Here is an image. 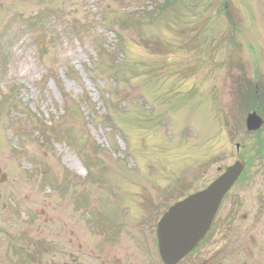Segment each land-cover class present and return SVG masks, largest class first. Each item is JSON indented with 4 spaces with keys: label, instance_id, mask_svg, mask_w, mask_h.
<instances>
[{
    "label": "rangeland",
    "instance_id": "obj_1",
    "mask_svg": "<svg viewBox=\"0 0 264 264\" xmlns=\"http://www.w3.org/2000/svg\"><path fill=\"white\" fill-rule=\"evenodd\" d=\"M36 14L51 24L38 40L25 22ZM257 78L264 91V0H0V264L18 260L19 231L38 257V238L70 229L103 264L140 262L126 234L112 248L89 221L132 232L153 215L147 191L171 176L198 190L240 159L189 260L264 264V129L248 132L241 109Z\"/></svg>",
    "mask_w": 264,
    "mask_h": 264
},
{
    "label": "water",
    "instance_id": "obj_2",
    "mask_svg": "<svg viewBox=\"0 0 264 264\" xmlns=\"http://www.w3.org/2000/svg\"><path fill=\"white\" fill-rule=\"evenodd\" d=\"M253 122H258L255 114L249 115L247 120L250 127H255ZM240 165L237 163L229 168L227 173L209 189L176 205L166 214L159 226L160 250L164 258H170L171 262H174L198 242L211 220L221 195L233 181Z\"/></svg>",
    "mask_w": 264,
    "mask_h": 264
},
{
    "label": "flooded vegetation",
    "instance_id": "obj_3",
    "mask_svg": "<svg viewBox=\"0 0 264 264\" xmlns=\"http://www.w3.org/2000/svg\"><path fill=\"white\" fill-rule=\"evenodd\" d=\"M80 246L81 245L78 244V247H79L77 249L78 253H72V252L67 253V257H64V260H63L66 264H82V262L79 261L80 260L79 258L81 255Z\"/></svg>",
    "mask_w": 264,
    "mask_h": 264
},
{
    "label": "bare ground",
    "instance_id": "obj_4",
    "mask_svg": "<svg viewBox=\"0 0 264 264\" xmlns=\"http://www.w3.org/2000/svg\"><path fill=\"white\" fill-rule=\"evenodd\" d=\"M70 166L74 167L75 166V163H71Z\"/></svg>",
    "mask_w": 264,
    "mask_h": 264
}]
</instances>
